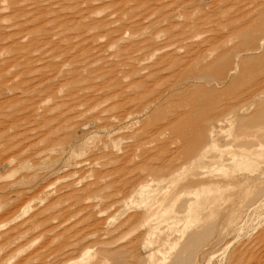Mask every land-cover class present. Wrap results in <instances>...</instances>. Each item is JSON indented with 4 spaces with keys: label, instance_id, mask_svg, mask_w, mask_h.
<instances>
[{
    "label": "rangeland",
    "instance_id": "obj_1",
    "mask_svg": "<svg viewBox=\"0 0 264 264\" xmlns=\"http://www.w3.org/2000/svg\"><path fill=\"white\" fill-rule=\"evenodd\" d=\"M0 264H264V0H0Z\"/></svg>",
    "mask_w": 264,
    "mask_h": 264
},
{
    "label": "bare ground",
    "instance_id": "obj_2",
    "mask_svg": "<svg viewBox=\"0 0 264 264\" xmlns=\"http://www.w3.org/2000/svg\"><path fill=\"white\" fill-rule=\"evenodd\" d=\"M230 105V104H229ZM238 105V104H237ZM234 106V105H233ZM231 107V106H230ZM228 114L226 113V114H222V115H220L218 118L219 119H221V118H224L225 116H227ZM246 137H249L248 135H246ZM245 140V139H244ZM244 140L241 142L242 143V145H245V143L246 142H249V141H251V143H253L252 142V140L253 139H250V138H246V142H244ZM262 142V141H261ZM194 157H197V156H194ZM199 160H202V159H197V160H194V161H199ZM198 167H199V164H198V162H197V165L194 167V168H192V169H194V170H196V169H198ZM212 180L213 179H208V180H205V181H203V182H201V184H199V186H198V189L197 190H192V191H190V190H188V191H181V192H179L175 197H174V199L171 201V203H170V208H174V207H178V206H185V208H186V206H187V208H189L191 205H197V204H202V205H206L208 208H211L210 207V205H209V203H210V201H211V199L210 200H207V201H205V199L203 198V196L201 197L200 196V192L202 191V189H204V187H207V186H210V184H212ZM217 183H219V182H217ZM251 193V192H250ZM258 194V193H257ZM259 196V195H258ZM261 196V195H260ZM261 202V201H260ZM258 205V204H257ZM206 209V211L204 212V217H205V219L206 220H209L210 218H209V216H210V210L209 209ZM171 210V209H170ZM177 215L178 216H180V215H184V213L183 212H178L177 213ZM258 216V215H257ZM248 217V216H247ZM244 221H246V219L244 220ZM194 222H195V217H194V215H189V216H187V219H186V221H185V223L186 224H194ZM248 222V221H247ZM260 225V224H259ZM242 226V225H241ZM241 228V227H240ZM243 228V227H242ZM239 234H240V232L238 233V237H239ZM230 246V245H229ZM87 253V252H86Z\"/></svg>",
    "mask_w": 264,
    "mask_h": 264
}]
</instances>
